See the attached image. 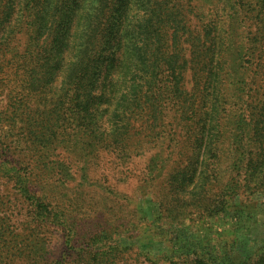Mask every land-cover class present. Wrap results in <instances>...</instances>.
Listing matches in <instances>:
<instances>
[{
  "label": "rangeland",
  "instance_id": "1",
  "mask_svg": "<svg viewBox=\"0 0 264 264\" xmlns=\"http://www.w3.org/2000/svg\"><path fill=\"white\" fill-rule=\"evenodd\" d=\"M114 1L0 0V264H197L194 253L216 247L224 264L255 259L264 252L260 0H241V23L226 7L233 0H123L122 66L103 102ZM165 10L175 45L165 23L151 35ZM141 16L151 17L145 32ZM170 54L179 72L150 70ZM85 58L92 97L70 117L68 85ZM113 241L117 251L102 257L98 243Z\"/></svg>",
  "mask_w": 264,
  "mask_h": 264
},
{
  "label": "trees",
  "instance_id": "2",
  "mask_svg": "<svg viewBox=\"0 0 264 264\" xmlns=\"http://www.w3.org/2000/svg\"><path fill=\"white\" fill-rule=\"evenodd\" d=\"M259 1V0H258ZM260 6H261V10L264 11V0H260ZM124 6L123 4V0H116L113 3V8H109L108 11L114 9L115 10V18H116V22L112 25L113 31L111 33V39H112V43L108 44L109 48H115L114 53H112L111 56V60H113L114 64V68L112 72H109L105 75L103 82L100 84V87L102 88V92L99 93V97L103 102H106L108 100H110L113 96H114V91L116 90V79H117V75L114 76V74L116 73V68H120L122 65L120 64V62L122 61L120 58V52H121V39H120V32H119V28L121 27L122 24V20L123 22L125 21L126 18V7H120V6ZM243 3H241V0H233L232 2H228L227 6L229 8V11H231L232 13L230 14L231 19L235 20L236 23H241L244 22L245 19H241L240 18V9L242 7ZM155 17L154 18V24H153V32L151 35L154 36H158L161 34V30L158 28L162 23L166 24V27L168 30H172L170 33L171 39L173 40V45H175V40L178 36H177V29L175 26H172V24H174V16L175 14L172 12H169L167 10H165L163 13H155L154 14ZM151 19V17H149ZM149 18H145L144 16H141L138 23L143 26L144 28V32L147 31L146 26L142 25L143 23L146 22L147 19ZM167 23H170L171 25L167 26ZM90 47L91 50L98 52L102 49V44L96 39L94 38L91 43H90ZM94 52V53H95ZM213 54V53H212ZM88 56H91L90 54ZM175 57V59H174ZM212 59V58H211ZM158 61V59H155ZM221 62H223V59H220ZM157 61L153 62L151 61V66H149L150 70H153L155 72V70H158L161 66L163 67H167L170 71H172V74L179 72L178 68L180 67L178 61H177V55L175 54H170L167 57L164 56H160V60L158 61V63H156ZM160 61L164 63V65H160ZM140 63H143L142 61H140ZM92 59L90 60V62L87 63V58L83 59L80 63V72H78L79 75H76V77H74L73 83H69L68 85V90H69V97H68V101L73 102L72 104V110L69 113L70 117H77L78 115V107L79 108H83V105L80 103H85L87 104L92 95L91 93V88H89V84L90 87L94 86V82L89 79V74H90V70H92ZM121 65V66H120ZM178 70V71H177ZM147 75V74H146ZM178 75V74H177ZM177 75H174V79L177 80ZM99 76V74H98ZM150 83L149 78L147 80V84ZM151 94V93H150ZM147 96V95H145ZM125 98V97H124ZM80 104V105H79ZM235 105H237L235 103ZM68 115L67 113H65V111H61L59 113V117H63ZM69 116V115H68ZM246 135L249 133V131H245ZM243 134V133H242ZM230 195V194H229ZM227 194V196H229ZM230 197V196H229ZM225 200V198H224ZM223 200V201H224ZM232 199H226L225 203L231 201ZM221 207V205L219 206V208ZM227 208V207H226ZM66 222V221H65ZM102 240H104V238H102ZM101 238H99L98 240L92 241L93 244H96L99 241H102ZM99 246L101 248V251H103V256L100 254V256L106 258L105 256L107 255H113L114 252L117 251L118 249V244L117 242L113 243H98ZM111 252V253H109ZM229 252V251H227ZM196 255V257L194 258V261L197 264H224L223 263V258L225 256V252L222 251L220 248L216 247L215 250L212 252L210 251V254L208 252H202V254L200 252L194 253ZM97 255H99V253H97ZM185 255H188L187 253ZM197 258V262L195 259ZM108 259V258H107ZM98 262V260H97ZM100 264H103V260L101 259L99 261ZM231 264V263H229ZM243 264H264V252H261V254L257 257H255V259L253 258H249V260L245 261Z\"/></svg>",
  "mask_w": 264,
  "mask_h": 264
}]
</instances>
